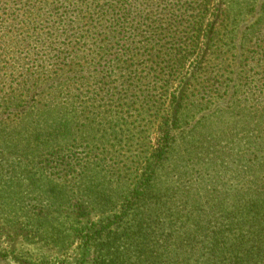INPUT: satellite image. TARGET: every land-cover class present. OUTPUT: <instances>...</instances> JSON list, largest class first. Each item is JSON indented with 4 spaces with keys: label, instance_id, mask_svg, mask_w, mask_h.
<instances>
[{
    "label": "trees",
    "instance_id": "1",
    "mask_svg": "<svg viewBox=\"0 0 264 264\" xmlns=\"http://www.w3.org/2000/svg\"><path fill=\"white\" fill-rule=\"evenodd\" d=\"M14 3L0 165L52 210L42 236L81 234L96 264H264V0Z\"/></svg>",
    "mask_w": 264,
    "mask_h": 264
},
{
    "label": "rangeland",
    "instance_id": "2",
    "mask_svg": "<svg viewBox=\"0 0 264 264\" xmlns=\"http://www.w3.org/2000/svg\"><path fill=\"white\" fill-rule=\"evenodd\" d=\"M14 1L0 0V36H2L0 58L8 57L11 62L19 64L27 60L28 48L22 43V40L25 39L22 30L19 29L21 25L13 16L16 9ZM26 41L29 43V39ZM253 50V56L264 62V40L258 41ZM29 55L30 58H35L33 54ZM255 63L257 62L255 61ZM1 67H3L1 75L12 80V73L5 71V69L11 71L9 64L2 61ZM252 72L254 78L257 79L260 78L264 70L261 66H255ZM17 75L18 73H15V78ZM12 86L13 81H10L7 89L11 90ZM20 92L19 90L18 93ZM251 105L254 113L259 110L264 113V104L255 101ZM2 116L4 117L6 114L2 112ZM200 116L201 114L195 118L198 119ZM36 121L37 119L30 118V123L35 125ZM15 123L17 122L11 123V125L14 126ZM209 123H212V120H209ZM43 126L45 125H41V127ZM227 126L228 122L214 119L211 130L215 134L221 129H227ZM156 135L155 129L152 133L146 132L141 135L139 140L145 149L155 144ZM80 150L81 148L76 152H80ZM18 158L20 156L16 155L13 159ZM25 163V160L21 163L23 167H25ZM19 165V163L0 165V264H96L95 257L94 259L92 257L93 251L83 248L85 246L82 244L81 234H72L59 244L42 236L40 228L46 227V223L37 219V213H40L41 218L45 219L52 210H48L45 199L40 197L39 192L26 188V175ZM30 215L32 218H29ZM99 216V214L91 212L82 221L91 223ZM133 260V264H146Z\"/></svg>",
    "mask_w": 264,
    "mask_h": 264
}]
</instances>
